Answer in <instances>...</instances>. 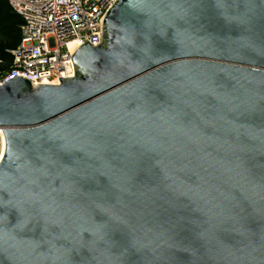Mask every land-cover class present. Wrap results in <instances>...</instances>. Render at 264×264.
I'll list each match as a JSON object with an SVG mask.
<instances>
[{
    "label": "water",
    "instance_id": "1",
    "mask_svg": "<svg viewBox=\"0 0 264 264\" xmlns=\"http://www.w3.org/2000/svg\"><path fill=\"white\" fill-rule=\"evenodd\" d=\"M103 29L60 84H0V264H264V0Z\"/></svg>",
    "mask_w": 264,
    "mask_h": 264
},
{
    "label": "built area",
    "instance_id": "2",
    "mask_svg": "<svg viewBox=\"0 0 264 264\" xmlns=\"http://www.w3.org/2000/svg\"><path fill=\"white\" fill-rule=\"evenodd\" d=\"M7 1L22 19L21 40L9 50L12 66L0 84L21 76L38 87L58 85L60 77L74 76L72 56L85 41L93 46L102 42L104 19L117 0ZM5 144L0 126V160Z\"/></svg>",
    "mask_w": 264,
    "mask_h": 264
},
{
    "label": "trees",
    "instance_id": "3",
    "mask_svg": "<svg viewBox=\"0 0 264 264\" xmlns=\"http://www.w3.org/2000/svg\"><path fill=\"white\" fill-rule=\"evenodd\" d=\"M22 19L16 14L7 0H0V31H3L6 36L10 38L12 47L7 49V54L0 51V60L8 61L12 66V55L9 50L15 48L21 40V25ZM10 71V70H9ZM8 72V71H7ZM7 72L0 76V79Z\"/></svg>",
    "mask_w": 264,
    "mask_h": 264
},
{
    "label": "rangeland",
    "instance_id": "4",
    "mask_svg": "<svg viewBox=\"0 0 264 264\" xmlns=\"http://www.w3.org/2000/svg\"><path fill=\"white\" fill-rule=\"evenodd\" d=\"M10 38L4 34L3 31H0V51L3 52V54H7V49L12 47ZM11 69V65L8 61H4L3 59L0 60V76L9 71Z\"/></svg>",
    "mask_w": 264,
    "mask_h": 264
}]
</instances>
